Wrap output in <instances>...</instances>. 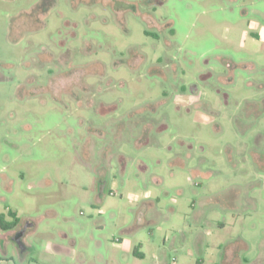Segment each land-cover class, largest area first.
Wrapping results in <instances>:
<instances>
[{
	"label": "rangeland",
	"instance_id": "374dc122",
	"mask_svg": "<svg viewBox=\"0 0 264 264\" xmlns=\"http://www.w3.org/2000/svg\"><path fill=\"white\" fill-rule=\"evenodd\" d=\"M5 208L34 250L0 264H99L144 214L118 264L264 256V0H0Z\"/></svg>",
	"mask_w": 264,
	"mask_h": 264
},
{
	"label": "crops",
	"instance_id": "0c3cea01",
	"mask_svg": "<svg viewBox=\"0 0 264 264\" xmlns=\"http://www.w3.org/2000/svg\"><path fill=\"white\" fill-rule=\"evenodd\" d=\"M8 211H11V210L8 208H5L3 212H0V214L5 215V220L7 222H10L11 218L7 215ZM11 212H13V211H11ZM147 214L148 215H147L146 221L148 222V221H150V220H148L149 216H151L153 213L148 212ZM16 217H17V215H16ZM144 217H145V214L143 215V217H139L138 223L134 228H131V226H127L126 228H124L121 237L119 239H113L110 248L106 247V249L108 250V253L106 256H102L101 254L96 255V258H95L96 262H98L99 264H107L109 262H110V264H118L120 260L124 261L130 255H132L133 259H135V260L136 259L144 260L146 254L144 252H142L141 250H144L146 246H149L151 244V242H150L151 240H147L146 243H142L141 241L136 240L134 237L137 232H140L141 229H143L142 223H143V220H145ZM151 222H153V221H150V223ZM31 227L34 228V224L33 225L28 224V228H31ZM157 228H158L157 230H161L160 227H157ZM20 230H21V227L19 225L17 227H15L14 229H11L8 231H3L0 229V231H1L0 241H2V240L6 241L4 244L2 241L4 248L8 243L7 241H12V239H14L15 235ZM149 230L151 232L150 236L153 237V229L150 228ZM25 233H26V231L25 232L23 231V235L21 238L22 246H23V248H26V251H29V253H32L34 250L33 247L26 246L23 244V237H24ZM7 239H9V240H7ZM127 242L129 244H127ZM74 244H75V241H74ZM241 244H242L241 246L244 247L245 249L249 248L248 244H246L244 242H242ZM98 245H99V248L103 246V244L100 242H98ZM51 246L54 250H57L60 254H62L64 249L66 248V247L58 246L55 242H52ZM130 246H132L131 253H129L127 251L128 249H130ZM125 247H126V249H125ZM177 253H179V257L182 260V264H189V262H190V264H204L203 259L202 260H199V258L195 259L194 253L192 252L191 249L182 250V251L179 250V251H177ZM71 255H72V259H74L75 254L71 253ZM162 255L163 254H160V256H159L160 257L159 264L163 263L162 261H160ZM50 256H51V254H49L48 252L46 253V251L42 252V253L39 252L37 254V262L38 263L40 262L43 264H46V263H49V264H67V261H65L63 259L61 261L57 262V261H55L56 260L55 256H52V257H50ZM263 257H264L263 255L257 256L256 260L248 261L244 256V252L238 251V247H236V245L228 244V245H224V249H223V252H222L221 257H220V264H256L257 262H259L260 259L262 260ZM78 259H79V262L81 264H85V262L87 260L86 256L83 253H79ZM5 260L6 259L3 258V261L7 262ZM212 264H218V262L213 261Z\"/></svg>",
	"mask_w": 264,
	"mask_h": 264
},
{
	"label": "trees",
	"instance_id": "16d2710c",
	"mask_svg": "<svg viewBox=\"0 0 264 264\" xmlns=\"http://www.w3.org/2000/svg\"><path fill=\"white\" fill-rule=\"evenodd\" d=\"M7 215L11 218L10 222L5 220V215L0 214V229L3 231H8L18 226L19 220L16 217V213L8 211Z\"/></svg>",
	"mask_w": 264,
	"mask_h": 264
},
{
	"label": "water",
	"instance_id": "95a60500",
	"mask_svg": "<svg viewBox=\"0 0 264 264\" xmlns=\"http://www.w3.org/2000/svg\"><path fill=\"white\" fill-rule=\"evenodd\" d=\"M22 235H23V231H20V232H18L16 235H15V237H14V241H16V242H18V244H22V242H21V238H22Z\"/></svg>",
	"mask_w": 264,
	"mask_h": 264
},
{
	"label": "built area",
	"instance_id": "2783aa9c",
	"mask_svg": "<svg viewBox=\"0 0 264 264\" xmlns=\"http://www.w3.org/2000/svg\"><path fill=\"white\" fill-rule=\"evenodd\" d=\"M112 194V193H111Z\"/></svg>",
	"mask_w": 264,
	"mask_h": 264
}]
</instances>
